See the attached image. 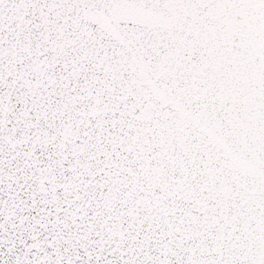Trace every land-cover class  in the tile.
I'll list each match as a JSON object with an SVG mask.
<instances>
[{
	"label": "snow or ice",
	"instance_id": "snow-or-ice-1",
	"mask_svg": "<svg viewBox=\"0 0 264 264\" xmlns=\"http://www.w3.org/2000/svg\"><path fill=\"white\" fill-rule=\"evenodd\" d=\"M0 264H264V0H0Z\"/></svg>",
	"mask_w": 264,
	"mask_h": 264
}]
</instances>
